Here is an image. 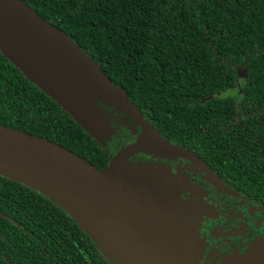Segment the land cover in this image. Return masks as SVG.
I'll return each mask as SVG.
<instances>
[{"label": "trees", "instance_id": "trees-1", "mask_svg": "<svg viewBox=\"0 0 264 264\" xmlns=\"http://www.w3.org/2000/svg\"><path fill=\"white\" fill-rule=\"evenodd\" d=\"M21 1L98 63L165 139L264 203V0ZM0 124L98 169L131 135L115 128L96 141L1 52ZM106 259L58 204L0 175V264Z\"/></svg>", "mask_w": 264, "mask_h": 264}, {"label": "water", "instance_id": "water-1", "mask_svg": "<svg viewBox=\"0 0 264 264\" xmlns=\"http://www.w3.org/2000/svg\"><path fill=\"white\" fill-rule=\"evenodd\" d=\"M0 52L96 141L111 132L99 102L134 117L142 129L98 169L47 138L0 124V175L58 204L117 264H198L204 209L181 198L183 184L168 167L130 161L142 152L198 157L162 137L98 63L21 0H0ZM198 165L206 179L229 192ZM223 264H264V239Z\"/></svg>", "mask_w": 264, "mask_h": 264}, {"label": "flooded vegetation", "instance_id": "flooded-vegetation-1", "mask_svg": "<svg viewBox=\"0 0 264 264\" xmlns=\"http://www.w3.org/2000/svg\"><path fill=\"white\" fill-rule=\"evenodd\" d=\"M100 105L111 132L115 128L127 127L131 133L127 143L135 142L142 133V129L134 117L103 106L101 103ZM147 123L155 128L150 121ZM180 147L198 158L192 160L176 155L162 157L154 153L142 152L132 156L130 161L168 167L173 177L183 184L181 198L195 201L204 209L199 227L202 250L198 264H223L229 258L234 257L236 253L244 255L251 243L259 238L264 239V203L257 200V195L254 192L242 189L230 178L220 175L197 152L183 146ZM198 164H203L218 176L229 192L218 188L206 179V173ZM106 261L108 264H117L110 258H107Z\"/></svg>", "mask_w": 264, "mask_h": 264}]
</instances>
